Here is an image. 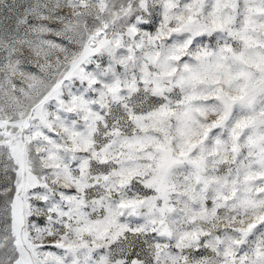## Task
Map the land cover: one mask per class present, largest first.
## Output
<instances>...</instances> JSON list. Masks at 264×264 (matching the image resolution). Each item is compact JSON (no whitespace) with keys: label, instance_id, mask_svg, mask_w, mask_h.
Wrapping results in <instances>:
<instances>
[{"label":"snow or ice","instance_id":"obj_1","mask_svg":"<svg viewBox=\"0 0 264 264\" xmlns=\"http://www.w3.org/2000/svg\"><path fill=\"white\" fill-rule=\"evenodd\" d=\"M0 264H264V0H0Z\"/></svg>","mask_w":264,"mask_h":264}]
</instances>
